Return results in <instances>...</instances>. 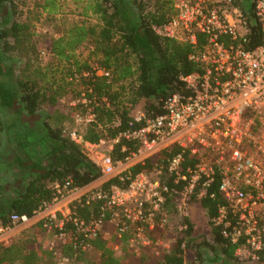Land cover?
<instances>
[{
  "label": "trees",
  "instance_id": "trees-1",
  "mask_svg": "<svg viewBox=\"0 0 264 264\" xmlns=\"http://www.w3.org/2000/svg\"><path fill=\"white\" fill-rule=\"evenodd\" d=\"M26 0H0V225L12 224L11 216H33L60 188L85 187L102 176L98 163L90 157L73 132H80L84 142L99 143L117 138L126 131L146 125L149 119L164 113V100L174 94L187 95L190 89L182 76L203 71L202 62L192 58L206 43L198 34L197 42L178 40L160 34L157 27L176 13L175 0H73L88 19L58 31V35L37 36L34 25L23 20L19 9ZM257 0H235L247 17L249 32L245 48L264 42V32L256 18ZM39 7L48 16L59 13L61 0H45ZM222 39L230 44V35ZM39 43H45L50 55L43 60ZM102 69L108 75L99 74ZM71 99L77 103L72 104ZM78 113L95 114V119L79 131ZM81 127V126H80ZM79 127V128H80ZM112 156L123 161L141 147L138 139L119 136ZM123 147H126L123 150ZM180 151L174 145L134 164L133 174L151 173L164 168L162 180L171 187L163 211L168 213L166 228L160 222L154 228L144 226L148 238L173 237L171 246L159 254L152 250L135 253L128 242L135 235L138 222H129L121 236L115 232L113 211L103 208L104 200L82 197L74 209L80 219L103 216L101 232L86 238L72 222H66L65 241L54 250L39 243L46 229L40 221L20 240L0 243V264H40L60 255L68 264H264L237 255V245L223 234L214 221L218 205L224 202L218 177L201 197L190 199V207L203 210L206 231L199 233L190 215L180 216L176 199L182 184H175L167 173L169 160ZM196 158L186 156L185 166ZM124 183L119 177L100 188ZM215 193L214 197L210 195ZM173 215L180 216L169 232ZM60 216V215H59ZM85 241L84 249L80 242ZM121 247L116 254L115 247ZM77 245V246H76ZM150 249V247H147ZM98 252L92 260L91 251Z\"/></svg>",
  "mask_w": 264,
  "mask_h": 264
},
{
  "label": "built area",
  "instance_id": "built-area-1",
  "mask_svg": "<svg viewBox=\"0 0 264 264\" xmlns=\"http://www.w3.org/2000/svg\"><path fill=\"white\" fill-rule=\"evenodd\" d=\"M232 4L233 0H175L176 13L166 24L157 27V31L192 43L197 42L198 34L206 35L203 48L192 55L203 63V71L181 77L190 93L168 96L163 103V114L149 119L140 129L119 135L138 139L141 142L138 151L123 161H116L112 151L119 136L102 140L99 143L106 145L105 150L92 149L94 157L91 155L102 171L98 180L85 187L65 184L54 199L44 203L33 216L12 215V224L0 225V233L19 224L43 221L44 227L56 234L57 242L50 243V249L54 250L59 241H65L64 225L69 221L86 238L95 237L101 232L103 216L87 221L80 219L74 210L87 195L88 202L102 199L103 208L113 211L117 236L128 229L129 222H138L136 233L128 242L132 252L140 253L143 247H154L153 251L159 254L171 246L173 237H159L153 241L147 237L143 224L154 228L160 222V227L166 228L169 216L163 206L171 186L162 180V166L151 173L139 174H133L130 168L176 145L180 151L169 160L167 173L172 175L175 184L183 185L176 199L179 215H189L191 197L204 196L219 177L218 186L224 202L218 205L215 223L222 227L224 236L237 245L238 256L251 262L262 261L264 42L255 48L243 46L249 32L248 20ZM255 14L264 32V0L256 1ZM223 35H230L233 41L240 43L227 44ZM98 73L108 75L102 69ZM76 117L86 126L95 119V114L78 113ZM72 137L83 142L76 131ZM186 156L196 158L195 163L185 166ZM113 177H119L124 186L100 188ZM80 245L87 248L85 241Z\"/></svg>",
  "mask_w": 264,
  "mask_h": 264
},
{
  "label": "rangeland",
  "instance_id": "rangeland-1",
  "mask_svg": "<svg viewBox=\"0 0 264 264\" xmlns=\"http://www.w3.org/2000/svg\"><path fill=\"white\" fill-rule=\"evenodd\" d=\"M45 0H26L24 3H21L19 13L23 20H29L34 25V29L37 33V36H39L40 39L46 37V36H52V35H58L59 30H63L65 28H68L69 26L88 19V17L82 15L83 9L80 6H77L73 0H61L62 1V8L59 13L53 14L51 16H48L47 12H44L41 7H39V4L43 3ZM45 43H39V49L42 53V57L44 61H47L50 57L48 50L46 48ZM70 102L72 104L77 103V100L71 99ZM82 123H79V127L77 128L79 131H82ZM80 133V132H78ZM80 135V134H79ZM83 146L85 147L86 151L94 157V153L92 152V149L95 150H105L106 145L104 144H90L88 142H81ZM189 215L191 216L192 220L196 224V228L199 233H203L206 231V216L198 206H193L189 208ZM180 216L173 215L170 219L169 223V230L174 231L176 225L178 224V219ZM37 221H32L26 224H19L16 227H12L11 229L1 232L0 233V243L9 244L12 241L20 240L23 235L29 231L33 225H35ZM108 235V238H114L113 236H116L114 230ZM39 243L45 247L50 249V243L52 241L57 242L56 234L53 230L45 229L44 232L42 231L40 237H38ZM124 245H117L115 247V250L117 251L116 254H121V247ZM143 247V246H142ZM143 250H152V253L150 251V254H157L154 252V247H150L148 249L147 247L141 248ZM51 250V249H50ZM128 250H132V247L128 244ZM154 250V251H153ZM90 257H92V260H96L98 258V252L91 251ZM141 253V252H140ZM16 264H20L17 262ZM40 264H68V261L65 258H62L60 255L56 254V258L51 261H44ZM81 264H87V262L83 261Z\"/></svg>",
  "mask_w": 264,
  "mask_h": 264
},
{
  "label": "crops",
  "instance_id": "crops-1",
  "mask_svg": "<svg viewBox=\"0 0 264 264\" xmlns=\"http://www.w3.org/2000/svg\"><path fill=\"white\" fill-rule=\"evenodd\" d=\"M234 2H235V0H233V4H232V5H233L235 8H238V10H241V8H240L239 6H235V5H234ZM218 3H219V2H218ZM220 5H221V4H220ZM241 11H242V10H241Z\"/></svg>",
  "mask_w": 264,
  "mask_h": 264
}]
</instances>
